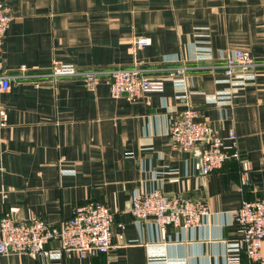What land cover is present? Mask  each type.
<instances>
[{
    "label": "crops",
    "instance_id": "obj_1",
    "mask_svg": "<svg viewBox=\"0 0 264 264\" xmlns=\"http://www.w3.org/2000/svg\"><path fill=\"white\" fill-rule=\"evenodd\" d=\"M0 1L13 15L2 55L11 87L0 92V219L59 225L89 202L115 218L108 254L0 255V264H228L239 255L264 264L242 253L235 219L244 199L264 195V65L232 78L223 68L240 49L264 63V0ZM143 36L151 44L136 45ZM56 60L83 70L141 66L164 76L165 90L115 97L106 80L91 89L51 78ZM186 98L216 135L236 130L239 159L204 175L201 147L173 146L169 128ZM157 189L204 200L211 213L198 228L162 232L130 213L137 194Z\"/></svg>",
    "mask_w": 264,
    "mask_h": 264
},
{
    "label": "built area",
    "instance_id": "obj_2",
    "mask_svg": "<svg viewBox=\"0 0 264 264\" xmlns=\"http://www.w3.org/2000/svg\"><path fill=\"white\" fill-rule=\"evenodd\" d=\"M12 20L10 6L0 1V92L11 87L10 76L2 71V55L5 36ZM135 44L149 45L151 38L138 37ZM263 65L264 63L256 61L251 52L236 50L225 59L224 75L229 78L244 77ZM25 69L22 66V70ZM186 69V66H180L177 72L184 74ZM48 75L55 80L71 77L82 81L91 89L106 80L115 97L127 93L138 98L147 92L165 90V77L149 75L141 66L83 70L75 64L56 60ZM176 81L183 83L181 78ZM185 103V108L177 114L169 128L173 146L185 151L201 147V172L204 175L222 168L230 158L239 159L236 130L231 128L227 136L216 135L210 123L200 118L199 110L187 98ZM3 117L0 102V126L3 124ZM248 170V164L243 163V175ZM244 184H248L246 176ZM130 213L139 220L154 218L158 228L165 232L170 225L178 229L198 228L210 215L211 209L204 200L167 194L157 189L137 194L132 200ZM235 219L239 226L238 242L242 253L252 262L264 261V195L252 200L244 199L235 212ZM114 221V214L107 205L94 202L77 205L72 215L59 225L50 224L37 216L19 220L13 214L6 213L0 219V255L33 254L49 258L53 254L61 257L77 253L82 258H88L94 254H108L114 248ZM52 243L58 244V248H49ZM227 262L242 264V256L229 257Z\"/></svg>",
    "mask_w": 264,
    "mask_h": 264
}]
</instances>
